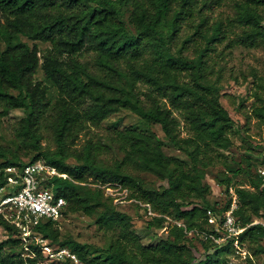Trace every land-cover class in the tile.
I'll list each match as a JSON object with an SVG mask.
<instances>
[{
	"label": "trees",
	"instance_id": "16d2710c",
	"mask_svg": "<svg viewBox=\"0 0 264 264\" xmlns=\"http://www.w3.org/2000/svg\"><path fill=\"white\" fill-rule=\"evenodd\" d=\"M224 1L0 0L1 113L22 110L11 128L18 145L32 153L21 161L12 146L0 143V181L4 167L20 168L38 158L67 175L52 179L65 200L60 218L75 212L91 216L97 229L110 232V240L102 248L61 237L60 218L44 219L37 229L66 246L82 264H227L233 238L215 243L202 235L221 234L218 226L207 224L206 210L220 221L229 203L228 196L220 206L211 201L210 186L202 181L203 168L217 162L225 167L215 181L227 193L231 186L236 195L234 214L244 226L238 243L264 237V193L257 167L252 171L245 157L244 167L232 168L221 152L231 145L233 120L219 101L221 67H215L224 47H254L264 41V0H226L233 13L210 20L208 11ZM20 36L49 45H29ZM83 53L95 68L80 58ZM38 68L43 81L34 78ZM255 99L250 114L264 122V98L256 94ZM122 109L135 114L144 127L111 132L105 141L94 139L93 127ZM151 124L160 126L188 162L165 153L166 144L150 130ZM46 126L53 149L41 143ZM113 143L122 155L103 163L100 155ZM263 163L264 158L259 165ZM128 167L153 174L155 184L142 182ZM239 172L245 175L244 184L233 180ZM106 182L134 187L129 197L149 203L158 213L146 214V227H158L165 235L142 244L131 229L130 215L104 193L100 185ZM131 204L145 214V208ZM254 219L258 222L252 223ZM0 229L6 233L0 239V264H36L39 247L31 246L33 256H22L14 251L22 246L13 226L1 217ZM192 237L201 251L196 252Z\"/></svg>",
	"mask_w": 264,
	"mask_h": 264
},
{
	"label": "rangeland",
	"instance_id": "374dc122",
	"mask_svg": "<svg viewBox=\"0 0 264 264\" xmlns=\"http://www.w3.org/2000/svg\"><path fill=\"white\" fill-rule=\"evenodd\" d=\"M234 9L229 1H224L222 5L212 7L208 11L210 20L216 18L225 19L233 13ZM235 30H239V27H233ZM22 40L31 45L36 42L39 48H45L49 44L47 42L32 41L25 36H20ZM224 43L218 46L220 48ZM82 60L89 62L91 68L95 66L90 62L89 55L83 53L80 57ZM215 67H221L219 84L221 86L219 101L222 106L228 111L233 123L231 126V145L221 150L222 155L227 160V164L234 168L239 166L244 167V158H249L252 165L251 170L254 171L258 167L259 162L264 158V122L258 121L256 117L250 114L252 104L256 101V94L264 98V41L260 42L257 46L248 47L242 44H234L230 47H224L223 53L220 56H216ZM34 78L42 80L43 72L40 68L34 73ZM49 95H53L52 90H49ZM23 116V112L19 108H12L7 113H1L0 107V143L3 145L12 146L21 161H27L32 155L30 151L24 148L22 145L14 140L12 132V124ZM127 127L143 128L135 114L122 109L114 113H110L105 119H103L99 126L93 127V138L99 137L101 140H106V136L114 131H122ZM150 130L153 131L160 140L165 142L166 146L163 148L165 153L176 155L178 158L188 162L186 155L171 147V144L164 138L163 132L158 124H151ZM184 133V130H182ZM41 143L53 149L55 143L52 138L50 127L46 126L42 130ZM84 141L82 135L77 144L80 146ZM122 153L117 150L116 144L113 143L106 147L100 155L103 163H109L114 157H120ZM71 160V159H69ZM225 165L217 162L214 165H209L203 168L204 176L202 181L208 183L210 191L207 193V197L211 201H216L217 205H222L227 200L228 193L225 192L222 185L215 181V175L219 171L224 170ZM128 170L134 175L139 177L142 182L149 184H155L156 177L146 171L128 167ZM233 180L236 183H245V175L243 172H239L233 176ZM88 185L95 186L97 184L87 183ZM128 194L130 190H134V187H126ZM119 209L126 211L131 217V229L136 233L142 244H149L154 242L159 237L165 235V232L158 227H146L148 216L131 203L118 204ZM155 212V211H154ZM158 215V213H156ZM257 220V219H256ZM264 221V217L260 218ZM58 230L60 236H71L78 241H84L93 243L98 247L104 248V246L110 240V232L99 230L96 228L93 217L87 216L80 212L68 213L58 221ZM189 236H191L189 234ZM6 238V233L0 229V239ZM49 246L56 250L61 246H58L57 242L51 241L46 238ZM192 243L196 246V252L201 251L199 241L192 237ZM244 247L247 250V254L243 257L239 253L228 254L225 256L227 264H247L253 262L254 264H264V237L258 238L257 241L245 240ZM65 247L68 251L69 249ZM4 248L9 250V245H5ZM259 248V249H258ZM14 251H20L22 256H27L23 248L19 250L15 247ZM41 257L38 258L36 264H82L80 261H75L70 257L64 255L58 257L56 255L44 254L41 250ZM34 255L31 254V256ZM103 256L107 255L106 252L102 253Z\"/></svg>",
	"mask_w": 264,
	"mask_h": 264
},
{
	"label": "built area",
	"instance_id": "2783aa9c",
	"mask_svg": "<svg viewBox=\"0 0 264 264\" xmlns=\"http://www.w3.org/2000/svg\"><path fill=\"white\" fill-rule=\"evenodd\" d=\"M257 172L261 178L260 189L264 193V163L257 167ZM2 173L0 217L13 226L20 245L26 252L29 251L26 255L31 257L34 252L31 246L36 245L44 254L58 257L66 255L78 261L75 255L65 247L53 250L37 229L40 221L44 219L58 220L63 215L65 200L56 193L52 179L67 177V175L42 158L26 162L20 168L14 165L6 166ZM100 186L105 194L112 197L115 205L136 202L145 208V214L157 215L149 203L129 197L127 188L119 182H106ZM228 198V206L221 212L220 221L212 210H206L207 224L218 226L221 234L214 236L211 233L202 232V235L211 237L215 243H222L228 238H233L232 245L235 253L245 257L248 252L244 246L238 243V235L244 226L240 224L234 214L237 200L231 186L228 187ZM254 222H258V220L254 219L252 223ZM176 223L180 224L178 221ZM187 233L192 234L190 230Z\"/></svg>",
	"mask_w": 264,
	"mask_h": 264
}]
</instances>
